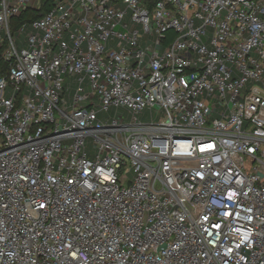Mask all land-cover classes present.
<instances>
[{
	"label": "built area",
	"instance_id": "built-area-1",
	"mask_svg": "<svg viewBox=\"0 0 264 264\" xmlns=\"http://www.w3.org/2000/svg\"><path fill=\"white\" fill-rule=\"evenodd\" d=\"M0 264H264V0H0Z\"/></svg>",
	"mask_w": 264,
	"mask_h": 264
},
{
	"label": "trees",
	"instance_id": "trees-1",
	"mask_svg": "<svg viewBox=\"0 0 264 264\" xmlns=\"http://www.w3.org/2000/svg\"><path fill=\"white\" fill-rule=\"evenodd\" d=\"M45 10H47V7L43 6V8L40 10V12H35L33 10H26L23 11L19 16L13 17V24L21 23L25 20H28L29 18L35 19L39 17Z\"/></svg>",
	"mask_w": 264,
	"mask_h": 264
},
{
	"label": "rangeland",
	"instance_id": "rangeland-1",
	"mask_svg": "<svg viewBox=\"0 0 264 264\" xmlns=\"http://www.w3.org/2000/svg\"><path fill=\"white\" fill-rule=\"evenodd\" d=\"M111 112H112V110H111ZM111 112H110V114H111Z\"/></svg>",
	"mask_w": 264,
	"mask_h": 264
}]
</instances>
